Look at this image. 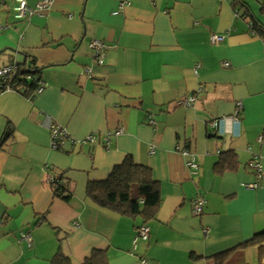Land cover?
I'll return each mask as SVG.
<instances>
[{
    "label": "crops",
    "instance_id": "obj_1",
    "mask_svg": "<svg viewBox=\"0 0 264 264\" xmlns=\"http://www.w3.org/2000/svg\"><path fill=\"white\" fill-rule=\"evenodd\" d=\"M17 1L0 0V68L33 62L44 87L0 93V264L97 253L105 264H217L232 249L222 264H264V242L242 246L264 232V0H128L122 10V0H49L20 19ZM25 1L34 10L42 0ZM93 39L106 45L100 64ZM189 96L192 106L178 104ZM235 113L238 127L222 121ZM50 121L68 136L58 150ZM226 151L236 169L217 174ZM125 157L149 169L161 196L148 240L134 244L142 219L85 195ZM254 157L262 176L250 190ZM60 173L68 200L49 184Z\"/></svg>",
    "mask_w": 264,
    "mask_h": 264
},
{
    "label": "trees",
    "instance_id": "obj_2",
    "mask_svg": "<svg viewBox=\"0 0 264 264\" xmlns=\"http://www.w3.org/2000/svg\"><path fill=\"white\" fill-rule=\"evenodd\" d=\"M31 64L28 68L26 64L17 65V71L11 74L6 82L11 90L22 89L27 96L34 93L37 81L40 80L38 76L40 70L33 62ZM234 160L233 153L227 151L220 153L218 161L214 164V172L221 174L226 170L234 171L236 169L235 163H232ZM64 183V173L52 175V180L49 181L53 195L68 200L70 194L66 193ZM85 195L92 204L101 209L117 211L129 217H140L143 221L141 225H147L155 218L161 203L158 183L152 179L149 169L135 163L131 157H125L105 179L89 181ZM263 242L264 232L255 235L242 246L261 245ZM232 250L216 257V263L222 264ZM59 260L61 264H71L63 256H60ZM104 261V256L97 253L84 264H105Z\"/></svg>",
    "mask_w": 264,
    "mask_h": 264
},
{
    "label": "built area",
    "instance_id": "obj_3",
    "mask_svg": "<svg viewBox=\"0 0 264 264\" xmlns=\"http://www.w3.org/2000/svg\"><path fill=\"white\" fill-rule=\"evenodd\" d=\"M18 4L15 7V12H16V18H25L28 15H30L33 12H41L49 7L50 1L49 0H42L39 1L34 10L28 8L26 1L25 0H18ZM128 4V0H122L119 4V9L122 10V8ZM222 40V37L219 35H211L210 41L211 43L219 42ZM89 48L93 52V62L95 64H100L102 59L104 58V54L106 51V45L102 43L99 40L93 39L88 43ZM17 71V65L10 63L6 66H3L0 68V93L4 91H10L11 89L7 86V81L8 77L11 74H14ZM85 72L90 74V69L86 68ZM44 87V83L42 80L37 81V87L34 90V93H39ZM179 105H182L184 107H189L194 104V99L193 97L189 96L186 99H181L178 101ZM240 108V105H238ZM227 119V120H226ZM230 121L232 124H235L237 127L240 124V119L238 117V114H234L231 117H227L225 119H222V121ZM50 135H51V148L54 150H58L61 146V144L68 138L67 133L63 128H61L59 125L53 122H49V125H47ZM119 130L115 132L116 134H119ZM111 139V134L107 133L105 134L104 140L106 142L105 147H109V141ZM95 141V138L92 134L87 135L84 139L79 140L80 143H92ZM186 153V152H185ZM187 154V153H186ZM187 166L189 167V170L191 172H194L197 170V165L194 163L193 158L188 162ZM247 169L254 175L255 181L253 183L245 185V188L254 190L257 189L259 186V181L262 176V166L261 164L256 160V157H254L248 164H247ZM52 180V177H49V181ZM205 205V200L197 196L192 200V213L194 216H200L203 213V208ZM203 234L204 236H208L209 230L208 229H203ZM149 238V227L147 225H140L136 229L135 237L133 240V244L137 240L141 241H147ZM20 241L26 242L28 245L31 243V237L27 233H20ZM139 264H150L149 260L146 258H141L139 260Z\"/></svg>",
    "mask_w": 264,
    "mask_h": 264
},
{
    "label": "rangeland",
    "instance_id": "obj_4",
    "mask_svg": "<svg viewBox=\"0 0 264 264\" xmlns=\"http://www.w3.org/2000/svg\"><path fill=\"white\" fill-rule=\"evenodd\" d=\"M134 189H135V188L133 187V191H134Z\"/></svg>",
    "mask_w": 264,
    "mask_h": 264
}]
</instances>
